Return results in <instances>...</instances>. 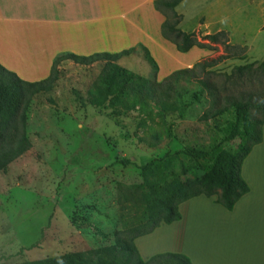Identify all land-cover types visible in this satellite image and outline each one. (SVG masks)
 I'll list each match as a JSON object with an SVG mask.
<instances>
[{
  "label": "rangeland",
  "instance_id": "rangeland-1",
  "mask_svg": "<svg viewBox=\"0 0 264 264\" xmlns=\"http://www.w3.org/2000/svg\"><path fill=\"white\" fill-rule=\"evenodd\" d=\"M258 1L264 5V0H186L180 7L189 24L206 18L211 30L222 28L229 44L246 47L242 57L208 68V73L198 72L221 96L225 76L234 67L264 60L263 24L254 8ZM212 47L196 63L224 54L221 45ZM118 64L136 75L163 80H158V65L141 49ZM102 66L63 61L53 89L31 98L24 131L31 146L0 171V264L74 262L79 253L110 246L118 232L145 222L146 206L162 203L168 184L178 187L198 179L211 165L180 151L238 149L240 137L224 140L235 114L212 116V101L194 79L180 77L170 99L174 111L148 115L89 100L87 92ZM255 88L264 90V85ZM260 150L254 149L241 166L250 198L261 194L257 187L264 180ZM147 164V169L140 168ZM216 198L199 196L180 204L183 222L190 220L189 206L205 210ZM166 228L162 224L155 233L134 240L144 260L181 249L182 242L173 240L172 229Z\"/></svg>",
  "mask_w": 264,
  "mask_h": 264
},
{
  "label": "trees",
  "instance_id": "trees-1",
  "mask_svg": "<svg viewBox=\"0 0 264 264\" xmlns=\"http://www.w3.org/2000/svg\"><path fill=\"white\" fill-rule=\"evenodd\" d=\"M182 1L155 0L154 8L165 16L161 26L163 38L173 43L180 53H186L193 47L212 50V45L218 44L222 46L224 54L195 63L191 68L174 71L161 82L136 75L118 64L121 58L134 52L133 48L114 54L103 52L90 56L61 55L54 60L49 76L38 82L23 81L0 65V171L30 148V142L24 135L25 110L33 96L53 89L58 80V66L63 61H72L82 66L103 62L98 77L87 92L89 100L99 105L107 102L112 108L129 111L136 109L148 115L155 111H174L176 107L170 99L176 92L175 86L180 77L187 76L194 79L212 101V116L229 112L235 114V122L224 140L233 141L240 137L241 142L236 152L220 150L218 146L209 151L183 149L180 153L193 161L211 162L202 177L178 187L168 184L163 192L164 200L159 204L161 207L158 208L157 203L146 206L144 223L118 232L110 246L79 253L74 262L61 264H192L187 256L170 252L143 260L134 240L152 233L162 224L169 225L180 220L178 206L190 199L217 196L216 203L231 211L238 200L249 191L240 171L252 148L262 142L264 90L259 91L255 86L264 85V60L258 64L254 62L234 67L225 76L224 96H221L219 88L207 79L199 78L198 72L208 73V68L242 57L246 53V47L229 44L224 31L206 35L184 33L178 27L182 16L175 10ZM146 54L157 68L155 60L147 52ZM16 122L19 123V128ZM125 165L135 166L130 161H126ZM148 167L149 164L140 168ZM89 257L94 258L90 261Z\"/></svg>",
  "mask_w": 264,
  "mask_h": 264
},
{
  "label": "crops",
  "instance_id": "crops-1",
  "mask_svg": "<svg viewBox=\"0 0 264 264\" xmlns=\"http://www.w3.org/2000/svg\"><path fill=\"white\" fill-rule=\"evenodd\" d=\"M185 1L175 8L182 16L178 27L184 33L206 35L222 29L211 30L208 20L201 17L189 24L180 9ZM154 2L0 0V65L23 81L38 82L49 76L54 60L61 55L114 54L133 48L147 52L155 60L158 80L192 67L208 50L193 47L186 53L178 52L161 34L165 16L154 8ZM254 8L261 26L264 5L258 1ZM261 147L258 153L264 155V124L262 142L250 153ZM257 189L261 194L250 198L249 190L231 211L215 208L216 198L205 210L189 206L191 217L186 223L179 212L180 220L166 228L167 232L172 229L173 240L182 242L177 252L192 264L193 260L199 264H264V180ZM160 228L161 225L150 234Z\"/></svg>",
  "mask_w": 264,
  "mask_h": 264
}]
</instances>
